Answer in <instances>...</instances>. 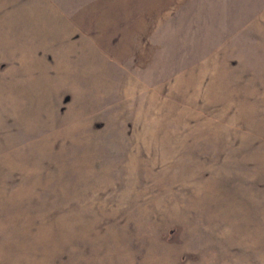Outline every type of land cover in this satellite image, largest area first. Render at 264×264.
I'll use <instances>...</instances> for the list:
<instances>
[{
	"label": "rangeland",
	"instance_id": "1",
	"mask_svg": "<svg viewBox=\"0 0 264 264\" xmlns=\"http://www.w3.org/2000/svg\"><path fill=\"white\" fill-rule=\"evenodd\" d=\"M0 264H264V0H0Z\"/></svg>",
	"mask_w": 264,
	"mask_h": 264
}]
</instances>
